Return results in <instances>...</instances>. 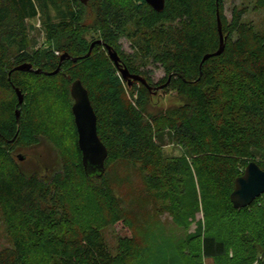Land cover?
Segmentation results:
<instances>
[{
  "label": "trees",
  "instance_id": "trees-1",
  "mask_svg": "<svg viewBox=\"0 0 264 264\" xmlns=\"http://www.w3.org/2000/svg\"><path fill=\"white\" fill-rule=\"evenodd\" d=\"M89 3L96 10L98 40L117 53L120 39L129 40L140 66L121 60L147 83L148 72L141 65L162 68L166 77L161 85L172 74L163 91L172 87L180 105L146 115L145 101L153 98L148 89H137V82L129 87L107 53L98 50L102 46L84 57L92 42L82 38L60 53L77 61H64L55 75L46 73L56 70L60 55H50V67L31 62L25 49L26 21L53 12L61 30L76 28ZM88 4L0 0V214L12 244L0 250V264H144L132 233L119 238L112 250L101 231L120 223L129 230L130 216L108 178L109 170L120 163L139 167L147 196L154 206L160 204L159 212L168 208L174 215L187 198L196 210L199 188L206 224L191 239L198 240L197 246L191 241L188 247L182 245L180 259L201 264L203 256L224 264H264V194L242 210L234 209L229 199L249 162L264 170V33L243 22L246 8L233 9L227 20L224 0H219L224 50L200 70L203 57L219 47L216 0H165L161 13L144 0ZM11 23V31H5ZM26 63L42 73L10 72ZM75 80L88 92L97 135L108 154L98 178L87 176L81 165L71 114L70 86ZM12 86L24 94L18 122ZM58 110L69 124L65 146L49 130L55 125L50 117ZM165 131L188 158L164 156L156 136ZM42 139L54 145L59 158L58 169L46 178L24 172L14 157L16 150L34 148Z\"/></svg>",
  "mask_w": 264,
  "mask_h": 264
},
{
  "label": "rangeland",
  "instance_id": "rangeland-1",
  "mask_svg": "<svg viewBox=\"0 0 264 264\" xmlns=\"http://www.w3.org/2000/svg\"><path fill=\"white\" fill-rule=\"evenodd\" d=\"M235 8H246L243 22L250 24L256 31L264 33V0H224V15L227 20L231 19V12ZM96 18L95 7L89 3L83 8V19L76 28L61 30L57 26L58 21L53 12L49 13V17L39 14L35 19L26 21L28 41L25 49L31 57V62L48 67L49 65L46 64L51 54L57 56L68 48H74L80 38L87 43L100 39V29L96 25ZM13 26L14 23H11L5 31H11ZM119 46L120 50L117 54L120 58L134 62V67L138 68L140 60L136 59V49L131 42L122 38ZM98 50L104 49L100 47ZM142 69L148 72L150 85L154 86L166 77V73L157 65L148 63L146 67L141 65ZM136 86L139 89L142 84L137 82ZM134 98H136V92ZM52 99L48 100L52 101ZM145 103L146 115H156L181 104L172 87L159 91L152 100L148 99ZM59 110L58 114L51 115L50 119L55 125L49 130L54 133L53 138L60 141L61 146H65L70 141L69 124L64 122L63 112ZM156 144L160 145L166 158H188L185 149L173 144L170 131L156 136ZM18 155L23 158L22 161L17 159ZM14 157L24 172H36L43 178L50 177L58 169V152L46 139H42L40 145L34 148L16 150ZM143 177L144 174L139 171V167L130 163L116 164L109 170L108 178L121 205L130 216V225L129 230L121 223L114 227H102L105 241L112 250H115L117 240L132 233L137 239L144 264H188L189 262L178 257L182 256L179 253L182 245L188 247L187 244L191 241V246L195 244L197 246L198 240L191 239L204 231V224H206L199 188L195 189L198 198L197 209H191L193 200L187 198L182 201L181 211L172 215L170 209L165 208L159 212L157 208H161L160 204L158 206L152 204L147 196ZM207 202L213 203L210 199ZM96 215L90 214V216ZM222 223L224 224V221ZM222 227L224 230V225ZM11 247L12 244L0 214V250ZM231 254L232 251L229 252V256ZM200 260L201 264H224L220 259H204L203 256Z\"/></svg>",
  "mask_w": 264,
  "mask_h": 264
},
{
  "label": "water",
  "instance_id": "water-1",
  "mask_svg": "<svg viewBox=\"0 0 264 264\" xmlns=\"http://www.w3.org/2000/svg\"><path fill=\"white\" fill-rule=\"evenodd\" d=\"M82 5H87L90 0H78ZM153 11L161 13L164 9L165 0H144ZM219 0H216V23L219 34V47L218 50L212 54H207L203 57L199 69L201 70L202 64L214 57L222 54L224 50L225 37L222 35V25L219 18ZM95 46H102L107 53L109 60L113 63L117 71L119 72L122 80L127 83L129 87L134 82L141 83L152 96L156 95L159 91H162L170 83L172 74L169 75L166 83L158 86H149L147 81L144 80L140 75L131 74L128 68L123 64L120 56L117 54L111 46L104 43L102 40L93 41L88 49L87 54L84 57H88ZM83 58V57H82ZM78 58H72L70 55L64 53L60 55L58 67L55 71L46 73L47 75H55L61 65L66 60L76 62ZM81 59V58H80ZM28 72L34 74H41V69H34L32 64L26 63L16 66L12 71ZM16 94L18 105L15 110V117L18 122L20 111L19 107L23 104L24 94L20 89L12 86ZM70 96L73 100L71 106V114L73 116V124L77 133V146L81 153V165L83 166L84 172L87 176L100 177L105 172V161L107 159V150L104 144L100 141L97 135V118L94 110L91 106L90 99L87 90L83 87L79 80H75L70 86ZM19 161H22L20 155L17 156ZM264 194V170H262L256 162L251 161L246 166L244 172L240 177L235 180L233 192L230 195V202L234 209H244L250 206L256 198H259Z\"/></svg>",
  "mask_w": 264,
  "mask_h": 264
},
{
  "label": "flooded vegetation",
  "instance_id": "flooded-vegetation-1",
  "mask_svg": "<svg viewBox=\"0 0 264 264\" xmlns=\"http://www.w3.org/2000/svg\"><path fill=\"white\" fill-rule=\"evenodd\" d=\"M103 48V47H102ZM104 49V48H103ZM105 51V50H104ZM106 52V51H105ZM121 59V58H120ZM156 85V86H155ZM154 86H152V87H158V86H160L161 84H159V82L157 83V84H155ZM163 91V90H162Z\"/></svg>",
  "mask_w": 264,
  "mask_h": 264
}]
</instances>
